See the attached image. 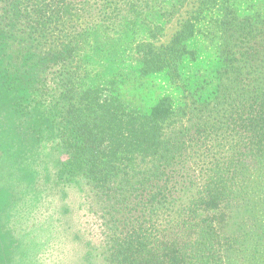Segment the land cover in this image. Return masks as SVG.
<instances>
[{
	"label": "trees",
	"instance_id": "16d2710c",
	"mask_svg": "<svg viewBox=\"0 0 264 264\" xmlns=\"http://www.w3.org/2000/svg\"><path fill=\"white\" fill-rule=\"evenodd\" d=\"M102 1L0 0V35L14 45L0 55L34 68V87H16L21 113L50 144L58 177L82 180L91 250L104 264H196L198 252L215 259L235 241L243 169L264 159V8L240 14L235 0H199L166 45L140 44L136 72L177 81L186 41L204 13H218L213 99L185 96L175 106L166 96L140 112L84 88L74 46L85 7Z\"/></svg>",
	"mask_w": 264,
	"mask_h": 264
},
{
	"label": "rangeland",
	"instance_id": "374dc122",
	"mask_svg": "<svg viewBox=\"0 0 264 264\" xmlns=\"http://www.w3.org/2000/svg\"><path fill=\"white\" fill-rule=\"evenodd\" d=\"M235 1L240 14L264 8V0ZM198 5L199 0H103L85 7V32L74 46L84 67V88L140 112L166 96L175 106L185 96L213 99L221 67L216 10L203 14L186 41L188 55L179 63L177 81L164 72H136L138 46L166 45ZM4 39L0 35V48L14 47ZM22 66L0 55V264H104L100 252L91 250L82 180L58 177L50 144L37 139L30 116L21 113L17 88L34 87V68ZM257 161L243 169L244 188L233 205L229 232L235 241L215 259L198 252L196 264H264V159Z\"/></svg>",
	"mask_w": 264,
	"mask_h": 264
}]
</instances>
